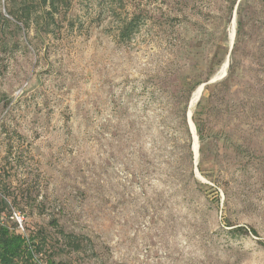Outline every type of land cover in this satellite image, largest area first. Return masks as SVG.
<instances>
[{"label":"rangeland","instance_id":"rangeland-1","mask_svg":"<svg viewBox=\"0 0 264 264\" xmlns=\"http://www.w3.org/2000/svg\"><path fill=\"white\" fill-rule=\"evenodd\" d=\"M124 1L74 0L47 32L16 16L42 0H0L3 221L44 261L264 264V0Z\"/></svg>","mask_w":264,"mask_h":264},{"label":"trees","instance_id":"trees-1","mask_svg":"<svg viewBox=\"0 0 264 264\" xmlns=\"http://www.w3.org/2000/svg\"><path fill=\"white\" fill-rule=\"evenodd\" d=\"M74 0H42L41 8L36 9L26 3L20 9H18L19 21L29 25L30 22L45 28V31H52L51 25L55 24L56 18L61 14L65 13L73 5ZM105 2L108 6V10L111 15L117 13V9L125 10L124 0H99ZM142 20L138 14L125 13L124 16L120 15L119 23L117 25V36L121 42L131 40L132 37L140 30ZM235 49L232 51L234 54ZM235 70L233 62L229 67V73L226 81L231 79ZM203 100L198 103L197 110L195 113L200 112ZM197 132L201 143L205 142L206 136L202 129L196 115H194ZM201 147V151H202ZM7 200L0 196V206H6ZM12 217L13 215L10 214ZM3 216L0 211V264H68L66 262H57L53 259L42 260L39 255L42 254L43 246L35 241V237H31L25 230L18 227L17 222L15 225H10L7 221H3ZM58 224V223H57ZM64 236L73 244L74 250H79L83 241L80 236L74 232H65L61 229ZM241 230V229H240ZM243 230V229H242ZM239 231V229L237 230ZM235 233L236 230H232Z\"/></svg>","mask_w":264,"mask_h":264},{"label":"water","instance_id":"water-1","mask_svg":"<svg viewBox=\"0 0 264 264\" xmlns=\"http://www.w3.org/2000/svg\"><path fill=\"white\" fill-rule=\"evenodd\" d=\"M229 64H230V59L228 58L227 63L225 65V71L223 73H221L222 76H225L227 74V69L229 67ZM212 81H214V80H212ZM205 85L206 84H203L202 85V93H203V90H204ZM202 93H201V95H202ZM201 95H200L199 99L197 100L196 104L200 101ZM192 117H193V111H191V112L188 113V120H189V124H190L191 130H192V132L194 134V145H193V149H194V152H195V158L197 160L198 159V156H199V138H198L196 126H195V124H194V122L192 120ZM196 172H197V174L199 173L197 168H196Z\"/></svg>","mask_w":264,"mask_h":264},{"label":"built area","instance_id":"built-area-1","mask_svg":"<svg viewBox=\"0 0 264 264\" xmlns=\"http://www.w3.org/2000/svg\"><path fill=\"white\" fill-rule=\"evenodd\" d=\"M12 217L16 220L18 227L24 230V225H23L24 224V217H23V215H21L18 212H14Z\"/></svg>","mask_w":264,"mask_h":264},{"label":"bare ground","instance_id":"bare-ground-1","mask_svg":"<svg viewBox=\"0 0 264 264\" xmlns=\"http://www.w3.org/2000/svg\"><path fill=\"white\" fill-rule=\"evenodd\" d=\"M201 93H202V90H201ZM198 95H199V94H197V95L195 96V98H194L192 104H194V102H195V100L197 99Z\"/></svg>","mask_w":264,"mask_h":264}]
</instances>
